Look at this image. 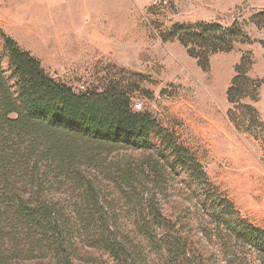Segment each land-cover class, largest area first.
Segmentation results:
<instances>
[{
	"label": "rangeland",
	"instance_id": "obj_1",
	"mask_svg": "<svg viewBox=\"0 0 264 264\" xmlns=\"http://www.w3.org/2000/svg\"><path fill=\"white\" fill-rule=\"evenodd\" d=\"M214 21L233 49L199 61L174 27ZM0 30L76 93L116 88L156 122L148 145L54 151L44 135L18 154L10 189L56 231L32 245L7 225L27 251L18 264H57V240L74 264H121L103 233L127 243L128 264H264V0H0Z\"/></svg>",
	"mask_w": 264,
	"mask_h": 264
},
{
	"label": "trees",
	"instance_id": "obj_2",
	"mask_svg": "<svg viewBox=\"0 0 264 264\" xmlns=\"http://www.w3.org/2000/svg\"><path fill=\"white\" fill-rule=\"evenodd\" d=\"M174 29L176 33L182 30L181 43L199 61L210 53L233 49V41L227 40L230 33L219 22L176 25ZM5 56L9 60V77L3 67ZM243 64L245 59L237 67L238 71L243 69ZM242 75L251 83L246 69ZM237 78L228 91L230 103L237 101L236 92L239 90L234 86ZM155 125L150 115L134 113L129 98L116 88L76 93L70 86L58 82L45 72L38 59L0 30V188L4 196L10 198L9 203L0 204V264H18L15 259L25 257L27 252L13 241L7 225L12 226L17 221L32 245L42 243L51 232H56L52 231L42 209L19 200L10 189V169L15 167L13 162L18 154L26 153L17 162L29 159L43 142L44 135L48 137L45 148L54 151L62 143H68L64 142L65 139L73 138L113 145L138 141L148 145L149 134ZM34 235H39L40 239ZM110 237L103 233L96 245L104 246L114 256L120 250V263L128 264L123 260L127 243L122 239L119 243L116 238L112 243ZM54 243L50 249L57 264H74L67 254L61 252L58 240Z\"/></svg>",
	"mask_w": 264,
	"mask_h": 264
},
{
	"label": "built area",
	"instance_id": "obj_3",
	"mask_svg": "<svg viewBox=\"0 0 264 264\" xmlns=\"http://www.w3.org/2000/svg\"><path fill=\"white\" fill-rule=\"evenodd\" d=\"M80 88H81L82 92L86 91V86L84 84H81ZM136 107L137 108H141V103H137Z\"/></svg>",
	"mask_w": 264,
	"mask_h": 264
}]
</instances>
